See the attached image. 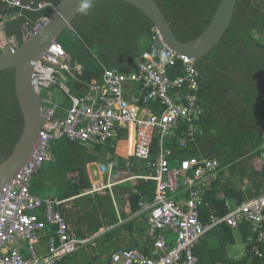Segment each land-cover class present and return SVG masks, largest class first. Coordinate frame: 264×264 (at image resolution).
<instances>
[{
	"label": "built area",
	"instance_id": "1",
	"mask_svg": "<svg viewBox=\"0 0 264 264\" xmlns=\"http://www.w3.org/2000/svg\"><path fill=\"white\" fill-rule=\"evenodd\" d=\"M0 3V53L15 49L13 37L7 35L9 23L28 12L56 8L49 3L36 5L22 0ZM48 21L49 15L37 20L25 18L21 27L23 43ZM143 46L145 52L131 71L104 68L99 80L88 83L80 80L82 67L73 65L71 54L58 41L52 42L35 62L32 80L42 94L43 126L35 152L0 199V264H61L79 251L89 253L98 247V235L79 238L72 231L62 213L68 200L36 196L31 184L44 164L55 162L53 141L66 137L83 147L115 148L118 130H125L132 140L131 157L148 171L139 178L156 184V197L153 202L139 203L147 221L148 253L119 249L111 255V264H199L195 247L222 225L233 230L248 225V254L251 259L264 257V191L237 207L228 205L227 215L212 216L204 223L201 208L218 179L220 161L192 156L181 160L177 167L170 166L174 153L167 141L182 129L184 137L177 145L185 149L198 134L202 135L198 122L209 113L199 96L195 59L172 50L155 26ZM71 80L81 84L79 95L72 93ZM56 88L69 101L68 107L51 99L50 93ZM114 170L115 164L111 163L99 165L95 173L110 182ZM100 190L96 187L93 192ZM44 239L47 249L39 253ZM19 243L26 244L27 255Z\"/></svg>",
	"mask_w": 264,
	"mask_h": 264
},
{
	"label": "trees",
	"instance_id": "2",
	"mask_svg": "<svg viewBox=\"0 0 264 264\" xmlns=\"http://www.w3.org/2000/svg\"><path fill=\"white\" fill-rule=\"evenodd\" d=\"M24 3H49L57 7L61 0H22ZM171 25L179 41L186 43L199 37L209 26L221 0H155ZM51 8L39 12L25 13V17L12 21L7 26V35L16 37L23 44L22 24L25 18L37 20L52 13ZM73 36L58 42L72 56L73 65L82 67L80 80L90 82L99 80L103 69H118L129 72L135 67L136 60L145 52L143 43L154 27L150 19L138 8L117 0H103L89 6L73 21ZM264 32V0H238L233 21L220 43L202 61L196 63L199 73V96L205 101L209 113L201 119L203 133L197 135L199 146L207 144L204 151L208 158L218 159L222 168L229 173V178L222 182L218 178L212 185L207 198L222 192L226 198H234L237 205L260 195L264 190V167L261 172L251 168L248 180L250 186L239 189L232 179L241 172L243 165L255 157H261L264 146V43L257 35ZM80 85L73 80L70 88L74 95H79ZM66 99L64 107L69 106ZM24 127L22 112L15 89V70L0 72V164L13 152ZM182 129L167 141L172 149L171 167L193 154L192 149H180L177 145L183 138ZM157 143L153 144L156 151ZM203 149V147H202ZM97 153H102L98 146ZM55 162L46 163L33 177L31 192L41 198L76 201L83 193L91 190L92 184L87 174V166L95 156H90L85 147L62 137L52 142ZM194 156V155H193ZM102 160V159H100ZM122 159L113 160L115 166ZM134 158L122 160L125 164ZM77 173V181L67 180V175ZM56 183L47 182L53 175ZM99 198V205L102 203ZM156 197L154 182L140 181L129 196L134 212L140 210L141 200L153 202ZM206 198V199H207ZM72 201V202H74ZM214 202V201H213ZM67 203V202H66ZM205 204V203H204ZM225 205V204H224ZM222 204L218 218L229 212ZM204 206V205H203ZM214 209V206H211ZM65 215V206H62ZM66 216V215H65ZM67 218V217H66ZM249 229L248 225H243ZM130 234L135 230L129 224ZM132 228V229H131ZM143 229H141V232ZM78 236L83 231L78 229ZM111 234H114L111 233ZM230 237L231 228L222 225L209 232ZM208 234V235H209ZM249 234L251 232L249 230ZM207 235V236H208ZM131 248H140L136 241ZM264 250V245H261ZM251 257V256H250ZM241 264H246V259ZM251 264H264V257H253Z\"/></svg>",
	"mask_w": 264,
	"mask_h": 264
},
{
	"label": "water",
	"instance_id": "3",
	"mask_svg": "<svg viewBox=\"0 0 264 264\" xmlns=\"http://www.w3.org/2000/svg\"><path fill=\"white\" fill-rule=\"evenodd\" d=\"M103 0H61L52 11L49 21L29 41L19 44L13 37L15 49L0 53V72L15 70V89L22 112L24 127L11 155L0 164V199L4 190L27 164L35 152V145L43 126L42 94L34 85L32 75L34 64L40 55L58 41L63 33L81 13L83 3L89 6ZM141 10L160 31L165 43L175 52L202 61L220 43L229 29L238 0H221L207 29L196 39L183 43L178 40L170 23L155 0H117Z\"/></svg>",
	"mask_w": 264,
	"mask_h": 264
},
{
	"label": "crops",
	"instance_id": "4",
	"mask_svg": "<svg viewBox=\"0 0 264 264\" xmlns=\"http://www.w3.org/2000/svg\"><path fill=\"white\" fill-rule=\"evenodd\" d=\"M0 7L2 8L1 3H0ZM126 94L128 95V93H126ZM150 107L153 108L152 110H154V105H151ZM61 115L64 116L65 113H61ZM124 132H126V131L125 130H118V132H117L118 140L115 141V143H114L115 148H112L109 145H98V146L102 147V153H97V151H96V149L98 147L97 145L90 147V148L85 147L88 150L90 156H95V157L98 156L97 159H94L92 162H90V164H88L87 174H88V177L90 179L93 177H100V179H101L98 183L92 184L93 191H94V189H96V187H99L100 183H102L103 187H100V188H102V190H109L110 191V198H108V199L111 201V203H114V206L118 209L117 210L118 213H119V206H120V202H121V206L124 209V213L126 215H128L129 213L132 214L130 216L131 219H129L130 221H129L128 225L132 223L133 226H135V230L130 234V232L128 231V227H127L128 225H125L123 227V229L125 228V231L127 234V239H128L127 245L125 247H116L115 248L114 247L115 243L111 241V240H113V236H114V234H111L113 227H108L106 229H104L105 227H103L101 232L96 233V235H98V238H97L98 247L96 249L100 248V250H101L99 252L100 254L98 255V254L91 253L96 249L89 252L88 253L89 264H93L94 262L100 263L103 260L106 261L108 264H111V255L115 251H117L119 249H131V247H129V245H135L136 241L141 244V247L135 248V249L142 250V251H145L148 253V251L146 250V248L148 247L146 218L144 217V215H142L140 213V210H138L136 212L133 211V209L131 207L130 200H129L130 193H126V194H123V196H121L120 195L121 193H119V192L117 193V191L114 192V189H113V187H115V186L123 185L126 183H131L135 187L140 181H144L139 177H142L148 173L145 165L141 162L136 161V159L134 158V160L136 161L135 162L136 166L134 165V167L132 168L131 162H127L125 167H123L120 170L119 169L117 170V172H116L117 174L113 173L110 182H108L107 177H102V176L96 175V173H95L98 170L99 165L109 166L111 163H114L112 157H114L115 160H117L119 158H122L123 160L132 158L131 157L132 140L129 138L128 133H124ZM122 135H125L128 138H122ZM176 135H177V133L174 134L169 140H172ZM202 147H203V149H202ZM187 148L192 149L191 153L195 157L206 156L204 151L207 149V144H203V146H199L197 139L194 143H189L185 149H187ZM113 149H116V153L114 156L111 155V150H113ZM261 149L263 151L261 154V157H255L250 162L243 165L241 172L237 173L235 175V177L232 179L233 183H235V185L239 189L245 190L246 187L250 186V181L248 180V175H249L251 168L255 169L257 172H261L263 170V167H264V146ZM104 154H106V156H105L106 159L103 157ZM192 156H188L184 159H187V158L192 157ZM101 157H103V158H101ZM100 159H102V160H100ZM104 159L106 160V163L100 162V161H104ZM184 159H182V160H184ZM107 163H109V164L107 165ZM179 164H180V162H179ZM139 165L142 168L138 167ZM139 170L141 172H139ZM224 171H225V168L221 167V170L218 174V178H221L222 182H224L230 176L228 172H226L224 175H221ZM245 173H246V175H244ZM115 175L117 177L119 176L120 178L117 182H112V180H114V178H115ZM73 176L77 177V173L74 172ZM105 180L107 182H105ZM105 187H107V188H105ZM93 191H89L87 194H94V193L99 192V191H96V192H93ZM105 195L107 196L108 193H104V196ZM83 196H84V194L81 195L80 197H83ZM180 197H183V195L181 194ZM206 198H207V196H206ZM206 198H205V204L201 208V212H200L201 213V220L204 223H207L210 220V217H212V216L216 217L217 213L222 212V204L223 205L225 204L224 206H226L227 209H228V205L232 208L239 206V205H237V202L234 198H232V197L226 198L222 192L218 193L216 195V198H213V196H209L207 199ZM74 199L75 198L69 199V200H71V202H67L63 206H65V208L68 207V205L71 204L72 201H74ZM211 206H214V209H212ZM122 208H121V210H122ZM65 218H66V216H65ZM220 218H222V217H220ZM66 221H67V218H66ZM119 223H121L123 225L124 224L123 219H121V221H119ZM68 224H69V222H68ZM70 227L72 228V231L74 232V234L79 238H84L85 236H89L88 234H85V233L83 234V236H78L77 232H76L77 229L73 228L71 225H70ZM141 229H143L142 232H141ZM231 231H232V236L234 239L233 243L228 242L230 237L222 236L221 234H218V235L209 234L208 236H206V238L201 243H199L195 247L194 253H195V256L199 259V264H241L242 262H244L245 259H246V264H251L252 259L249 256L248 249H247V244H248V240L250 237L249 229L242 226L238 230L231 229ZM104 234L106 235L103 238L105 245H104V248L102 249L100 247L101 246L100 239L102 238V236H104ZM93 235H95V234H93ZM46 241L47 240L44 239L40 243V245L38 247L39 253H42L47 249L46 248L47 247ZM110 241H111V243H110ZM18 246L22 247L24 253L27 255L26 244L25 243H19ZM83 252H85V251H83ZM61 264H70V263H66L64 260Z\"/></svg>",
	"mask_w": 264,
	"mask_h": 264
},
{
	"label": "rangeland",
	"instance_id": "5",
	"mask_svg": "<svg viewBox=\"0 0 264 264\" xmlns=\"http://www.w3.org/2000/svg\"><path fill=\"white\" fill-rule=\"evenodd\" d=\"M67 36L68 37L73 36L72 29H69L63 33V39L67 38ZM257 39L258 41H261L262 43H264V32L262 35H257ZM50 94L52 95L51 99L57 103H61L66 100L65 96L57 88L54 91H52ZM122 138H128V137L125 135H122ZM113 143H115V141H113ZM115 153H116V149L111 150V155L114 156ZM105 156L106 154H104L103 156L106 159ZM105 159L104 161H100V162L106 163ZM112 159L115 162V158L112 157ZM119 159H122V158H119ZM122 160H120L119 164L116 165L114 174L117 172L118 169L120 170L123 167H125L126 164ZM135 162H136L135 160L131 161L132 168L134 167V165L136 166ZM108 164L109 163H107V165ZM138 167L142 168L140 165ZM139 172L141 171L139 170ZM244 175H246V173ZM119 178H120L119 176L117 177L115 175V178L114 180H112V182H117ZM67 180L71 182H75L77 181V178L73 176V173H71L67 175ZM89 180H91L90 182L91 184H93V183H98L101 179L100 177H93L91 179L89 178ZM106 180L105 182H107ZM56 181L58 180L54 177V174L49 176L47 180V182L50 184L56 183ZM99 187H103V184L100 183ZM133 188L134 186L131 183H126L123 185H118V186L113 187L114 192L117 191V193L118 192L121 193L120 194L121 196H123V194H126V193H131ZM89 191H93V188H91V190ZM89 191L83 193L84 194L83 197L78 198L76 201L72 202L71 204L68 205V207L65 208V215L67 217V221L73 228L77 230L81 229L83 231V234L85 233V234H88L89 236L101 232L103 227H105L104 229L108 227H113L112 233L114 232V236H113V240L111 241L115 243L114 247L115 248L125 247L127 245L128 239H127L125 228L123 229V227L125 225H128L130 221L129 219H131L130 216L132 214L129 213L128 215H126L124 213V209L121 206V202H120L119 213H118L117 211L118 209L114 206V203H111V201L108 199L110 198L109 190H100L99 192L94 193V194H87ZM104 193H108V195L104 196ZM97 195L101 197L102 203L100 205H99V198L97 197ZM121 219H123L124 221L123 225L119 223ZM105 236L106 235L104 234V236H102V238L100 239V243H101L100 247L102 249L104 248V245H105V242L103 240ZM100 251H101L100 248H98L91 253L99 255ZM65 262L70 263V264L71 263L72 264H89L88 253L79 251L76 254H74L72 257H68L65 260ZM93 264H108V263L103 260L100 263L94 262Z\"/></svg>",
	"mask_w": 264,
	"mask_h": 264
},
{
	"label": "clouds",
	"instance_id": "6",
	"mask_svg": "<svg viewBox=\"0 0 264 264\" xmlns=\"http://www.w3.org/2000/svg\"><path fill=\"white\" fill-rule=\"evenodd\" d=\"M89 8V4L88 3H83L82 6H81V12H86Z\"/></svg>",
	"mask_w": 264,
	"mask_h": 264
}]
</instances>
